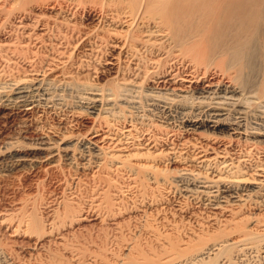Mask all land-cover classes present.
Returning a JSON list of instances; mask_svg holds the SVG:
<instances>
[{"label": "bare ground", "instance_id": "1", "mask_svg": "<svg viewBox=\"0 0 264 264\" xmlns=\"http://www.w3.org/2000/svg\"><path fill=\"white\" fill-rule=\"evenodd\" d=\"M0 264H264V0H0Z\"/></svg>", "mask_w": 264, "mask_h": 264}]
</instances>
